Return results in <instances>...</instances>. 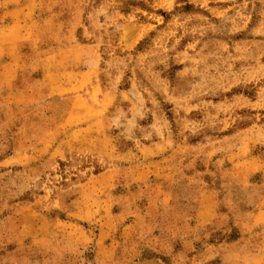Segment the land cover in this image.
I'll list each match as a JSON object with an SVG mask.
<instances>
[{"label":"rangeland","instance_id":"obj_1","mask_svg":"<svg viewBox=\"0 0 264 264\" xmlns=\"http://www.w3.org/2000/svg\"><path fill=\"white\" fill-rule=\"evenodd\" d=\"M0 264H264V0H0Z\"/></svg>","mask_w":264,"mask_h":264}]
</instances>
